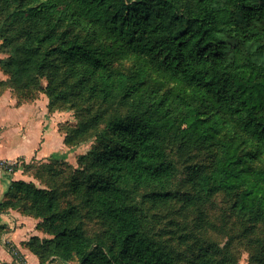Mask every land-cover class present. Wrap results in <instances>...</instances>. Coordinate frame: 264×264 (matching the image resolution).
Masks as SVG:
<instances>
[{
	"label": "trees",
	"instance_id": "1",
	"mask_svg": "<svg viewBox=\"0 0 264 264\" xmlns=\"http://www.w3.org/2000/svg\"><path fill=\"white\" fill-rule=\"evenodd\" d=\"M0 5L8 12L0 18L1 48L10 54L0 68L14 84L48 77L49 111L74 89H82L89 103L130 109L107 120L104 112L92 115L65 135L70 148L97 138L64 179L67 197L47 181L39 185L37 174L32 177L38 183L11 182L0 213L16 210L39 220L37 229L50 237L33 235L21 243L39 264H179L172 247L150 232L145 203L179 199L188 209L224 193L239 220L251 228L264 224V0ZM125 62L132 67H122ZM59 80L63 87L57 90ZM168 140L208 155L189 167L186 193L174 188L180 170ZM34 162L23 161L24 172ZM45 166L51 180L61 174ZM84 218L98 219L105 235L88 236ZM6 229L0 226V240ZM214 253V247H203L191 264H218Z\"/></svg>",
	"mask_w": 264,
	"mask_h": 264
},
{
	"label": "rangeland",
	"instance_id": "2",
	"mask_svg": "<svg viewBox=\"0 0 264 264\" xmlns=\"http://www.w3.org/2000/svg\"><path fill=\"white\" fill-rule=\"evenodd\" d=\"M7 16L8 12L4 11L0 5V18L4 19ZM3 42L4 40L0 39V60L8 58L10 55L1 48ZM122 67L130 69L132 67L131 62L123 63ZM59 82L60 80L53 84V87H56L57 90L63 87V84ZM50 83L52 85L48 77H43L40 80L38 79L36 84L30 86L25 84L16 85L11 74L0 68V92L10 90L15 97L21 98L22 102L25 101V103L45 98L48 111L50 109V98L46 93V89ZM65 89H67V86ZM52 92L56 93L57 91L53 90ZM80 93L78 89L69 91L68 101L63 102L59 98V100L56 99L51 111H49L50 113L59 114V126L64 135L70 134L75 128L80 126L83 119L92 115L104 112V119L107 120L117 112L122 114L130 112L128 107L119 104L105 105L98 101L89 103L83 97L86 93L82 89ZM82 108L87 110L80 114L79 111ZM166 142L169 144L168 152L180 170V175L175 181L174 188L180 193H186L189 190V186L186 184V174L189 167L194 164L205 163L208 155L201 153L198 149H191L186 152V150L180 148L178 143L170 142L169 140ZM96 144L97 138L93 137L77 147H82L84 149L83 153H87ZM83 153L81 152L80 154ZM53 159L55 158L45 162L35 161L33 167L25 171L29 172L30 176L34 174L41 176L43 179L41 181L38 180L39 185L47 181L57 187L67 197L68 184L65 183L64 179L71 177L74 170L79 167L78 160L73 164L68 162L71 166H63L52 162L54 161ZM45 165H53L61 174L56 173L57 175L51 180L52 175L46 172ZM14 166H17L18 169H20V166L23 168L22 159L14 161ZM43 166L45 167L43 168ZM10 173H14V171ZM144 193V189L139 192L140 201L143 200L142 195ZM141 206L150 220V232L172 247L174 252L179 255V264H191L200 249L209 246L215 248L214 255L218 264H264V224L251 228L250 225L239 220L232 214L230 198L224 193L216 195L205 205H198L188 209L186 204L179 199L173 200L166 205L153 206L150 203H145ZM83 225L87 235L92 238H100L105 235L106 227L96 218H84ZM42 233L43 237H50L48 234ZM13 248V243L7 241L5 233H3L0 240V264H25V258L20 249L18 247ZM10 250L14 251L13 255L16 256V259ZM61 263L62 261L57 260L52 264ZM67 263L77 264V262L72 261ZM29 264H34V262L29 261Z\"/></svg>",
	"mask_w": 264,
	"mask_h": 264
},
{
	"label": "crops",
	"instance_id": "3",
	"mask_svg": "<svg viewBox=\"0 0 264 264\" xmlns=\"http://www.w3.org/2000/svg\"><path fill=\"white\" fill-rule=\"evenodd\" d=\"M59 118L58 113L48 111L45 98L18 104L10 90L0 94V161L22 159V162L30 163L56 158L75 163L84 149L70 148L64 143L65 135L60 130ZM13 180L38 183L21 166L14 173L0 170V203ZM38 222V219L16 210L0 213V226L7 227L6 240L20 249L25 264H29V261L39 264L38 257L21 244L33 235L43 237V233L37 229Z\"/></svg>",
	"mask_w": 264,
	"mask_h": 264
},
{
	"label": "built area",
	"instance_id": "4",
	"mask_svg": "<svg viewBox=\"0 0 264 264\" xmlns=\"http://www.w3.org/2000/svg\"><path fill=\"white\" fill-rule=\"evenodd\" d=\"M14 168V162L0 161V170L11 172L14 171Z\"/></svg>",
	"mask_w": 264,
	"mask_h": 264
}]
</instances>
